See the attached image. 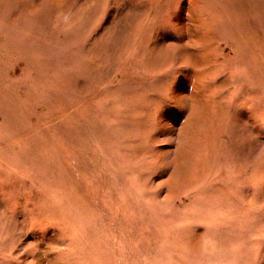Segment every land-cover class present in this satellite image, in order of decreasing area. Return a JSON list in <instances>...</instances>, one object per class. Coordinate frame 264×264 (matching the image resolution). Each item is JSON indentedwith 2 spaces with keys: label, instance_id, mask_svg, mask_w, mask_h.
<instances>
[{
  "label": "rangeland",
  "instance_id": "obj_1",
  "mask_svg": "<svg viewBox=\"0 0 264 264\" xmlns=\"http://www.w3.org/2000/svg\"><path fill=\"white\" fill-rule=\"evenodd\" d=\"M0 264H264V0H0Z\"/></svg>",
  "mask_w": 264,
  "mask_h": 264
}]
</instances>
